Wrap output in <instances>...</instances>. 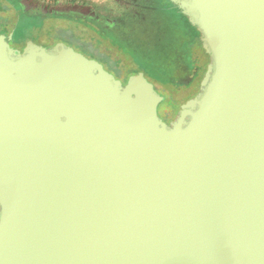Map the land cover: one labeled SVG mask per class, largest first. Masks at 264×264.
<instances>
[{
  "label": "water",
  "instance_id": "obj_1",
  "mask_svg": "<svg viewBox=\"0 0 264 264\" xmlns=\"http://www.w3.org/2000/svg\"><path fill=\"white\" fill-rule=\"evenodd\" d=\"M173 1L211 59L169 125L142 72L0 34V264H264V0Z\"/></svg>",
  "mask_w": 264,
  "mask_h": 264
},
{
  "label": "flooded vegetation",
  "instance_id": "obj_2",
  "mask_svg": "<svg viewBox=\"0 0 264 264\" xmlns=\"http://www.w3.org/2000/svg\"><path fill=\"white\" fill-rule=\"evenodd\" d=\"M166 1L152 2L148 5H162V3L164 5H171V3H174L177 7L176 15L180 17L181 21L178 22L176 18H172L170 8L155 7L152 15V25L155 27H158V23L164 25V31L168 33V36L164 46L162 45V41L154 43V55L158 52L161 54L164 52L163 50L168 52L170 49L177 51L180 49L186 55L184 63L177 65L179 81H184L185 84L177 86L170 83L169 85L175 91L173 96H170L173 98L174 103L171 106L167 105L165 101H167L169 93L165 91L159 92L163 96V99L159 102L157 111L162 106L163 116L159 112L158 114L169 125L170 122L175 121L180 105L201 91V79L211 58L203 47L200 32L196 26L190 23L188 17L182 13L178 7L179 4L173 0ZM163 15L166 18H163ZM109 27L111 28V26ZM109 27L101 23L99 19L92 18L87 14L56 10L41 12L26 6L23 0H0V34L5 37L10 47L23 52L27 45L31 43L32 45L51 50L57 43H62L67 47H71L76 53L97 60L109 72H111L110 70H114L115 72L122 73L131 70L132 74L139 72L144 74L145 72L137 57L130 56L131 61L128 62L122 57L116 58L111 56L106 51L107 49H103L104 45L114 50H118V47H128L124 42L107 32L110 29ZM188 31L192 42L188 39L183 42V33ZM107 37L111 38L110 41L106 40ZM9 41L17 42L19 46L11 45ZM151 56L153 55L149 57ZM123 60H125V63ZM127 78L121 80L123 85ZM194 85H196V91L190 94L188 91Z\"/></svg>",
  "mask_w": 264,
  "mask_h": 264
},
{
  "label": "rangeland",
  "instance_id": "obj_3",
  "mask_svg": "<svg viewBox=\"0 0 264 264\" xmlns=\"http://www.w3.org/2000/svg\"><path fill=\"white\" fill-rule=\"evenodd\" d=\"M26 6L36 9L37 11H72L78 14H87L92 18L99 19L104 25L111 26L107 32L119 40L124 42L128 47L118 50L109 48L107 45L103 49L116 58L122 57L130 62V56L137 57L140 65L143 68L144 76L149 80L159 92L165 91L169 93L166 104L171 106L174 103L172 97L174 88L169 86L170 83L177 86H183L184 81H179L177 75V65L183 64L186 55L180 49L165 51L154 55V43L162 41L164 46L168 33L164 31V25L157 24L158 27L153 26L152 15L156 6L170 8L172 18L181 21L180 17L176 15L177 7L174 3L171 5H148L152 2H167L166 0H23ZM175 2V1H174ZM163 18H166L164 15ZM152 19V20H151ZM170 21V19H169ZM11 26V25H10ZM185 30V29H184ZM182 41L191 40V35L188 32L183 33ZM111 38L106 40L110 41ZM106 41V43H108ZM10 42V41H9ZM192 42V40L190 41ZM11 45L19 46L17 42H10ZM109 48V49H108ZM186 51V50H185ZM150 55H153L149 57ZM125 60L123 62L125 63ZM131 69V68H129ZM111 73L120 80H125L132 75L131 70L126 72ZM203 78V77H202ZM202 80V79H201ZM196 85L188 92L194 93ZM164 106V105H163ZM162 106L159 107L158 112L161 116Z\"/></svg>",
  "mask_w": 264,
  "mask_h": 264
}]
</instances>
